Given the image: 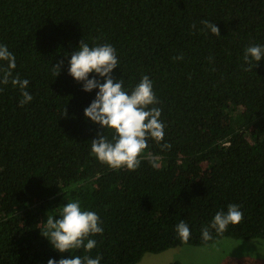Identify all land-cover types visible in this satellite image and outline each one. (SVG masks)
<instances>
[{
	"label": "trees",
	"instance_id": "16d2710c",
	"mask_svg": "<svg viewBox=\"0 0 264 264\" xmlns=\"http://www.w3.org/2000/svg\"><path fill=\"white\" fill-rule=\"evenodd\" d=\"M82 39L115 48L111 75L129 94L143 76L153 83L164 138L149 139L136 171L111 169L91 151L100 133L110 142L115 133L84 116L98 89L85 92L69 75ZM0 45L33 96L18 106L20 89L0 84V264L72 255L137 264L184 246L264 240V59L243 60L247 47L264 46V0H0ZM75 201L98 214L103 233L90 237V252L61 254L41 233ZM229 204L242 221L204 240L202 229Z\"/></svg>",
	"mask_w": 264,
	"mask_h": 264
},
{
	"label": "clouds",
	"instance_id": "9594fccd",
	"mask_svg": "<svg viewBox=\"0 0 264 264\" xmlns=\"http://www.w3.org/2000/svg\"><path fill=\"white\" fill-rule=\"evenodd\" d=\"M204 28L211 34L220 36L215 23L202 20ZM195 28V25H192ZM174 59H183L177 56ZM264 59V46L251 45L244 51L243 60L247 65L255 66ZM0 61H6V67H0V84L20 89L22 99L18 106L30 103L33 96L26 91L29 81L20 79L19 75L13 76L16 68L15 56L6 45H0ZM62 61L52 68L54 75H58ZM116 50L110 44H101L90 47L82 39L77 51L71 54L69 60V75L77 82H83V91L90 92L98 89L95 99L84 110V116L102 129L114 131L112 141L101 133L91 141V151L96 158L111 169L126 168L136 171L141 164V155L148 148L149 139L161 143L164 138V124L160 121L161 109L150 107L159 101L153 92V83L148 76H143L140 82L129 94L123 88V80L114 81L111 73L118 67ZM245 71L250 68H245ZM95 73L104 78L101 84L95 77L89 79V74ZM2 90V89H0ZM66 110H63V115ZM163 150L171 148L170 144H161ZM243 219V213L237 204H229L227 211H218L211 224L202 229V238L211 239L210 229L217 234H223L229 225L239 224ZM176 231L182 241L190 238L188 225L181 220L176 225ZM103 228L97 213L84 211L79 201L69 202L62 207L59 219L53 220V216L47 217L44 230L41 233L59 253L69 252L83 248L90 252L96 246V240L90 237L102 234ZM102 257L90 258L72 255L70 258H61L58 261L49 259L47 264H100Z\"/></svg>",
	"mask_w": 264,
	"mask_h": 264
},
{
	"label": "rangeland",
	"instance_id": "374dc122",
	"mask_svg": "<svg viewBox=\"0 0 264 264\" xmlns=\"http://www.w3.org/2000/svg\"><path fill=\"white\" fill-rule=\"evenodd\" d=\"M137 264H264V240L228 238L205 247L184 246L146 254Z\"/></svg>",
	"mask_w": 264,
	"mask_h": 264
}]
</instances>
